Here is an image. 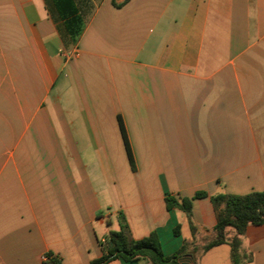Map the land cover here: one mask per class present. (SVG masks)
Segmentation results:
<instances>
[{
	"label": "crops",
	"instance_id": "0c3cea01",
	"mask_svg": "<svg viewBox=\"0 0 264 264\" xmlns=\"http://www.w3.org/2000/svg\"><path fill=\"white\" fill-rule=\"evenodd\" d=\"M122 2L0 0V264H89L119 216L165 256L200 248L212 196L264 191V0ZM196 192L190 221L167 209ZM239 255L264 264V224Z\"/></svg>",
	"mask_w": 264,
	"mask_h": 264
},
{
	"label": "trees",
	"instance_id": "16d2710c",
	"mask_svg": "<svg viewBox=\"0 0 264 264\" xmlns=\"http://www.w3.org/2000/svg\"><path fill=\"white\" fill-rule=\"evenodd\" d=\"M123 0L120 4H124ZM119 6V5H118ZM78 19H67L66 26L76 35L78 29ZM125 142L127 155L130 158V151L126 143L124 131L121 130ZM206 196L204 192H196L192 198H182L180 201L170 196H166L165 204L167 209L178 208L183 211L190 221L191 202L194 199ZM215 213L216 224L214 226V238L204 246L198 248L189 244L182 245L176 252L170 256L163 255L157 235L152 232L147 237L140 240H134L130 237L128 227L123 216H119V230L110 231L102 244V255L100 258L91 261L89 264H106L111 260L120 259L125 262L138 259H148L152 264H181L179 259L189 255L195 260L197 253H203L209 248L227 244L230 247V256L234 264L239 263V250L241 247V236L248 225L264 224V191L252 192L245 195L218 194L210 198ZM191 231L195 228L190 223ZM232 229L234 235L228 237L227 229ZM175 235L179 234L178 227L174 229ZM108 243L111 247L105 250ZM191 247L190 251L189 248ZM43 264H62L59 259L49 254L45 255ZM196 264V261L195 263Z\"/></svg>",
	"mask_w": 264,
	"mask_h": 264
},
{
	"label": "water",
	"instance_id": "95a60500",
	"mask_svg": "<svg viewBox=\"0 0 264 264\" xmlns=\"http://www.w3.org/2000/svg\"><path fill=\"white\" fill-rule=\"evenodd\" d=\"M111 246H112L111 243H108V244L106 245V247H105V250H108Z\"/></svg>",
	"mask_w": 264,
	"mask_h": 264
},
{
	"label": "built area",
	"instance_id": "2783aa9c",
	"mask_svg": "<svg viewBox=\"0 0 264 264\" xmlns=\"http://www.w3.org/2000/svg\"><path fill=\"white\" fill-rule=\"evenodd\" d=\"M45 259V258H44Z\"/></svg>",
	"mask_w": 264,
	"mask_h": 264
},
{
	"label": "rangeland",
	"instance_id": "374dc122",
	"mask_svg": "<svg viewBox=\"0 0 264 264\" xmlns=\"http://www.w3.org/2000/svg\"><path fill=\"white\" fill-rule=\"evenodd\" d=\"M231 231V230H230Z\"/></svg>",
	"mask_w": 264,
	"mask_h": 264
}]
</instances>
